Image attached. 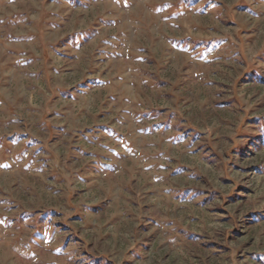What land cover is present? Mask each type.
<instances>
[{
    "label": "rangeland",
    "instance_id": "374dc122",
    "mask_svg": "<svg viewBox=\"0 0 264 264\" xmlns=\"http://www.w3.org/2000/svg\"><path fill=\"white\" fill-rule=\"evenodd\" d=\"M0 264H264V0H0Z\"/></svg>",
    "mask_w": 264,
    "mask_h": 264
}]
</instances>
